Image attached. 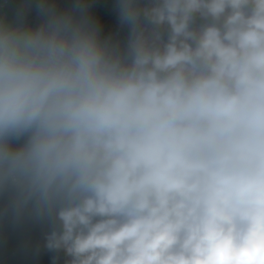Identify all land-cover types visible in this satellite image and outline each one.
I'll list each match as a JSON object with an SVG mask.
<instances>
[{
	"label": "clouds",
	"instance_id": "9594fccd",
	"mask_svg": "<svg viewBox=\"0 0 264 264\" xmlns=\"http://www.w3.org/2000/svg\"><path fill=\"white\" fill-rule=\"evenodd\" d=\"M32 230L52 264H264V0H0V245Z\"/></svg>",
	"mask_w": 264,
	"mask_h": 264
},
{
	"label": "crops",
	"instance_id": "0c3cea01",
	"mask_svg": "<svg viewBox=\"0 0 264 264\" xmlns=\"http://www.w3.org/2000/svg\"><path fill=\"white\" fill-rule=\"evenodd\" d=\"M64 5L70 0H59ZM108 7V4H105ZM30 21L35 22V14L29 17ZM118 28V22L116 24ZM30 239L32 245L38 243L41 239L38 230H32L29 233H12L10 234L7 248L0 245V264H52V253L41 251L36 253L33 248L25 249L22 241ZM62 264V261H61Z\"/></svg>",
	"mask_w": 264,
	"mask_h": 264
}]
</instances>
